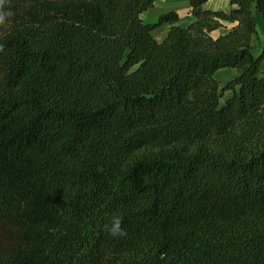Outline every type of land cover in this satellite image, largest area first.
<instances>
[{
    "label": "trees",
    "instance_id": "obj_1",
    "mask_svg": "<svg viewBox=\"0 0 264 264\" xmlns=\"http://www.w3.org/2000/svg\"><path fill=\"white\" fill-rule=\"evenodd\" d=\"M206 1L12 0L0 264H264V0Z\"/></svg>",
    "mask_w": 264,
    "mask_h": 264
},
{
    "label": "rangeland",
    "instance_id": "obj_2",
    "mask_svg": "<svg viewBox=\"0 0 264 264\" xmlns=\"http://www.w3.org/2000/svg\"><path fill=\"white\" fill-rule=\"evenodd\" d=\"M172 9L178 11L181 17L180 19L181 22L187 21L188 18L187 15L189 14V6L187 0H156V2L152 7H150L148 10L144 11L141 14V17L144 21L145 20L156 21L157 17L162 12H166ZM166 27L167 24L157 26L156 28H154L153 34L157 38H160L165 32ZM236 73H237L236 68L227 67V68H222V70H218L215 73V76L218 79L220 86L222 87L228 80L233 78L236 75ZM230 93H231L230 90H225L222 94L221 102H223L224 99L230 95Z\"/></svg>",
    "mask_w": 264,
    "mask_h": 264
},
{
    "label": "clouds",
    "instance_id": "obj_3",
    "mask_svg": "<svg viewBox=\"0 0 264 264\" xmlns=\"http://www.w3.org/2000/svg\"><path fill=\"white\" fill-rule=\"evenodd\" d=\"M12 0H0V29H6L9 26L10 18L14 16L12 10ZM5 53V45L0 43V54ZM105 230L112 237H125L127 230L122 226V217L113 215L109 224L105 225Z\"/></svg>",
    "mask_w": 264,
    "mask_h": 264
},
{
    "label": "crops",
    "instance_id": "obj_4",
    "mask_svg": "<svg viewBox=\"0 0 264 264\" xmlns=\"http://www.w3.org/2000/svg\"><path fill=\"white\" fill-rule=\"evenodd\" d=\"M205 6L209 7V8H213V9H227L229 7V0H207L205 2ZM174 10V9H172ZM163 13V12H162ZM187 21L188 22L190 20V14L187 15ZM256 17H257V21H258V27H259V30L262 31L263 29V21H262V16L259 12L256 13ZM181 17L179 18V20L177 21V23H186V22H181L180 21ZM147 22H153V21H150V20H145ZM164 24H167V27H166V30L165 32L163 33V35L160 37V38H157L154 34V37L157 39V40H162L165 35L167 34V31H168V28L170 26V24L168 23H164ZM163 25V24H162ZM230 27V24H226V26H220L218 27L217 29L213 30L212 31V34L213 35H218L222 32H225L228 28ZM154 30V29H153ZM223 68H227V67H223ZM218 70H222V68L218 69ZM217 70V71H218ZM216 71V72H217ZM215 72V73H216Z\"/></svg>",
    "mask_w": 264,
    "mask_h": 264
}]
</instances>
